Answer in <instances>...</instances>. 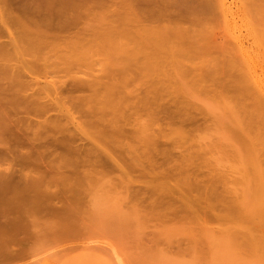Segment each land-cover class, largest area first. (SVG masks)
Masks as SVG:
<instances>
[{
    "label": "rangeland",
    "instance_id": "374dc122",
    "mask_svg": "<svg viewBox=\"0 0 264 264\" xmlns=\"http://www.w3.org/2000/svg\"><path fill=\"white\" fill-rule=\"evenodd\" d=\"M113 1L115 3L117 0ZM179 1L182 2V5H188L191 3L189 5L192 7H188H194V10H190V13H188V11V14H185L186 11L183 12L185 14L184 19L182 15V18L179 16V18H181V20L178 19L179 21L176 20L177 17L175 18L172 16V18L170 17L169 20L164 21L165 23L161 22V25L164 23V26H166L165 24L168 22L169 24L172 22V25L175 22H181L182 27L183 25H186L189 28L192 26H188L189 22L194 21L195 23H193L195 24V27L192 26V30L195 28L198 30H194L195 33L200 32L201 30L205 33V31L208 30V26L210 25L208 23H211L209 30L212 28L211 30L213 33H211V35L210 33H205L207 34V37L209 36L208 38L211 36L209 40L203 32L200 33L203 34L205 38H207L205 40L208 42L211 41L209 42L211 47L206 45L207 41L203 43V45H206L208 48L207 49L204 47L207 49H205L207 51L206 53L211 50L213 52L214 50L217 51V54L215 52L213 53L212 51L209 52V54L212 55V58L214 57V59L216 57L218 63L214 61V59H212L211 62L210 56L206 58V53H204V57L202 55L197 57V55H195L196 51H194V53L192 52L194 50L191 49L192 44L191 46L188 44L191 41V38H189L190 41L188 43H185L186 45L188 44L190 46L191 50L189 47H187L186 50V47L183 48V46H181L183 48L182 52L186 50L185 53H188V50H190L189 53L192 52L196 58H201L199 59L200 62L204 58V60H202L203 64L201 63L202 66L200 65L198 59L194 60V55L193 59L191 57V59L188 61L183 59L184 62H182V58L180 59L181 61H178V63H180L179 65H181L182 62L184 66H187H185V68H187L186 70H188V67L190 68L191 66V68H193V65L195 64V66L200 65L197 69L199 71L200 68V73H198L199 76H196L194 75L195 73H192L193 71L197 72L196 69H189L193 70L188 72L191 75L189 74V76L188 73H185V77H181L179 73L180 70L177 69V66L176 68L173 66L175 69H177L178 73L176 70L170 69L168 70L169 72H166L168 75L167 76L162 75L165 73L159 74L154 69V71H156L159 75L156 74L157 77L151 75L150 77H147V81L146 77H144L146 76V73L144 75L143 72L146 69L142 68L145 70H141L140 68L146 63L145 56H150L148 54L145 55V52L148 53L149 51L148 48L146 49L142 47L143 45L141 43V37L144 34L140 29L134 30L130 29V27H128L129 31L127 32H131L130 30H132V32L129 34H126L125 32V34H123V31L121 33L119 30L113 31L111 28L110 30L111 32L113 31V33H110L109 25L111 22L109 23V15L107 16L106 13L109 14L110 11L113 10V6L108 8V6L112 5V3H108L106 5L105 2L104 4L99 5L100 7L97 6L98 4H95L97 7L95 8V5L91 7V11L88 8L89 11L86 10L87 12L84 9V14L81 13V16L75 24V28H73L75 31L72 29V32L74 33L71 35L69 34V37L66 35L68 38L66 36H63L62 39L59 38L53 45H43L36 48L29 47L26 49L25 43L23 41L24 39L19 34H13L14 40H17L22 48L18 51V53H14V55H11V53L7 55L11 49H8L9 46H7V44L11 45V39L6 31L3 32L2 30L0 32V45H6V48H4L7 51H1L4 52V55L7 56V58L2 56L3 53H1L0 65H3L4 63V66H6L5 64H7L6 69L11 68L13 73L14 71L20 73L22 72L23 74L21 73V76L23 75L26 80L29 78L36 80L38 84L36 83L37 85L35 86V83L31 82L34 84V90H31L33 93L36 90V93L34 94H36L38 98L40 96V100H46V98L43 97L46 95V92L53 90V93H55L57 90L55 93L56 95L50 92V99L53 101V103H56L53 105H55L57 108H53V105L52 107L48 108L47 110L50 111L46 112H48L49 115H47L48 113L45 112H43L45 114H34L33 112H30L31 116L33 114L36 116L35 117L33 115L34 118L33 120L31 119V123L33 124L31 128L32 130L34 129L33 132L37 128L36 126H38L35 125L33 121L36 122V124H39V121L42 122L41 120L43 119V121H45V124L42 122L45 126L43 124H39L41 126H39L40 131L46 129L42 132L45 137L44 135L41 137L42 133L36 129L39 131L38 134L40 135H36L37 133L35 134L38 136L36 142L38 143L40 141L38 140L40 137L42 138H40L41 141L46 139V141H53V139H61L63 135L62 139L69 138L71 140L70 143H68L70 140H67L68 142L63 141L64 143L70 144L69 148L67 147V150L69 151L75 148L73 151L69 152L61 148L59 150V148L56 147L57 143L54 145V141L52 143L50 142L52 147H55H45L50 151L48 152V150H46L47 155H52L51 157H48L49 160L51 159L49 161L47 158H45L47 156L46 154L45 157L43 156L44 154H39L42 150L40 147L36 146L37 148H30L27 145H22V147L18 145V148L13 147V149L10 146L8 147V149L11 148L10 150L13 151V155L15 148V153L17 151H21V149L23 150L22 152H19L20 155L21 153L24 155L27 152H30V150L34 149L31 151L32 153H38L37 155L43 157H39L38 160L30 162L31 164L22 160V163L24 162L22 164L20 159L17 160V157L13 158V155L8 153V155L11 156L10 160H8V155V161H6V159H3V162L0 160V264H264V111H260L262 108L259 110L256 108V106L254 107L255 104L258 105V108L262 107V105L257 101L254 102L255 99L253 98V101H251V98L248 95L244 96L243 94H240L241 89L235 86V84L238 85V83L235 82L236 80L239 81L238 77H240L237 72L240 74L241 71L243 73L246 71L249 72L246 74L252 76L253 80L259 83L262 92L264 93V37L262 36L264 33V28H262L263 33L259 30V27L257 29L259 33H261L259 35H261L263 40L262 38H256V36H259L256 35L258 34L257 30L254 34L252 31V26L254 25L255 27L253 21H256L253 19H258L261 15L262 16L260 20L258 19L260 22L258 23L262 24L264 27V4H262L263 7L261 6L263 8L262 9L253 3V0H224L226 5L224 13H221L220 10V13L219 11L216 12L214 10L213 12H216V15H213L214 13L212 10H210L212 12L211 14H209L210 12H208V14L207 12H204L206 14L203 13V15L199 12L196 13V11L200 9L199 5V9L195 10V8H197L196 3H202V0ZM243 2L245 6H248L244 8L245 10L243 9V7H245ZM262 3H264V1ZM194 4L196 6H193ZM182 5H179L181 7H177L182 8L184 6ZM171 8L173 9V7ZM185 8L183 7V9ZM257 8L259 10H263L261 11L262 13H260V15L254 12ZM107 18L109 20H107ZM261 20H263V22H261ZM200 22H205L206 24H202L203 28H201V30L199 29L201 24L200 26L197 24ZM153 24L156 25L157 21ZM0 25H2L1 22ZM187 29L186 35L191 36L189 34V30H191V28L188 30ZM124 30L126 31L127 27H125ZM194 31L192 33H194ZM118 35H122L120 39L118 38ZM123 35L126 38H123ZM253 35H255V37H253ZM226 38L230 41L226 42ZM121 39V43L124 42V44H120L119 41ZM182 40L187 41V37H184ZM218 42L220 43L217 45ZM223 43H225V48ZM228 43H230L232 46ZM211 44H213V46ZM122 45L125 46V48ZM181 45H183V43ZM215 45H217L220 49H217V46L215 49ZM229 45L233 48H231ZM2 46L1 48H3ZM198 46H200V44ZM222 46L224 49H222ZM133 47H137L138 49H133ZM195 47H197V45ZM31 49L35 50L32 52ZM219 50L222 51L219 52ZM233 50H235L236 53L233 52ZM29 51L32 52V56L30 55L31 53ZM230 51L232 53H230ZM21 53L24 54L22 55ZM154 55H151V57ZM187 56L189 55L187 54ZM224 57L231 60V63L228 60L225 61L226 58ZM156 58L158 59L159 57L157 56ZM235 58L237 59L235 60ZM222 60L225 61V63H223ZM232 61L233 63L235 62L233 64V68L236 67L237 72H235V70L232 68L231 70H233V73H230L231 76L226 77L224 70H222V74L220 73L222 72L221 70H219V72L218 69L215 70L216 68H214L217 64L221 63H230L232 66ZM150 62L151 64L154 63L153 61ZM157 62L160 63V61ZM214 63L217 64L213 65ZM241 63L242 65H240ZM8 64H10V66ZM46 65L51 67L47 68ZM4 66H0V84L3 82L7 83V80H9L11 77L10 73L12 70L10 69L11 71L9 72V69H5L6 73H4V69H2L5 68ZM18 68L19 70L17 71L16 69ZM165 68L163 69L165 70ZM185 68H183L184 70L181 69V72L183 70V74L184 72H187L185 71ZM21 69L24 70L22 71ZM56 69L59 70L56 71ZM163 69H161V71H164ZM27 70L31 71H29L31 75L27 73ZM48 71H50V73H52L51 71L56 73L50 74ZM140 71H142V73ZM43 72H46V74H44L45 77L42 76ZM211 72L214 76H210L209 73ZM26 73L29 76H26ZM150 73H152V71H150ZM228 73L226 75H228ZM235 73L238 76L235 75ZM4 74H7L9 77ZM123 75H126V77ZM148 75L150 74H147V76ZM161 75L167 77V79ZM113 76L117 77L116 79L118 80L121 79V82L117 81L119 83L117 85L119 86L116 85V87L123 91L122 93V91L120 92L118 90L120 95L121 93L124 94V92L127 91L122 97L124 101L128 102L125 99H129L133 102L132 103L129 101V104L127 103L129 106L126 107L130 108L128 109L125 107L127 111L123 112L125 115H129V117L124 115L122 119L120 116H116L117 118H120L117 119L118 122H120L121 119L123 120L120 122L122 124V130H124V132H122L123 135L121 136L129 140L130 143L126 139L122 140L123 138L120 136L117 137L118 143L116 142V144L114 141L113 143L111 138H109L112 137L111 134V136L107 135L109 136L108 138L105 135L103 137L101 136L102 139H100V136H98L99 134H95L97 132H95L96 130L94 131L96 126L92 125L93 128H90L91 125L89 122L91 119L87 120L86 118H96L95 116L100 117V112L97 114L96 110L92 109L91 111L87 106L89 102V105L92 106L93 103H95L93 102L95 97H97V94L99 95V93H102V91L94 94L95 97L92 96L93 93L91 91L90 93L92 94L90 96L87 88H85L87 90L84 89L85 91L81 90L79 92L76 90L69 92L71 91L69 88L70 83L74 81V79L82 81L84 79H88L89 82H91L90 79H93L94 81V78H97L95 79L97 82L95 83L94 81V83H99V85H97L100 87V83L103 81L105 83H112L115 80L116 82V79ZM158 76H161L163 81ZM232 76H234L233 78L236 80L233 81ZM151 77L160 79L164 84L165 80L172 78L168 80L170 82H166V84L168 85L170 83L175 85H173L174 87L172 85H168L169 90L166 94L165 91L167 89L161 86L162 84L160 80L159 83L157 79L153 78L155 79L153 82ZM212 77H214L215 80L211 81ZM24 78L22 80H25ZM149 78H151V82H153L152 85L155 87L151 85ZM65 79L67 80L65 81ZM177 79L180 81L182 80L183 84L182 81L179 82L178 80L177 82ZM50 80H53L54 83L53 81L51 83ZM85 80L84 82H86ZM193 81L197 84H194ZM218 81L222 84H225L221 86L222 84H220ZM49 82L51 84H49ZM55 82L57 84H55ZM122 82L125 83H123L124 86L121 84ZM156 82H158V84H156ZM176 84L180 85V87L176 86ZM41 85L44 86V89L42 90ZM53 85H56V87H60L61 85L66 86L68 87L69 91L65 87L64 88L67 91L59 88V90L57 88L55 90ZM62 86L61 88H63ZM46 87H48V91H45ZM172 88L175 89L173 90ZM125 89L126 91H124ZM237 89L239 90L237 91ZM43 90L45 92H43ZM60 90L61 92H59ZM41 91L43 96L40 95ZM83 91L84 93H88L86 94L88 97H85L84 93H82ZM162 91L163 93H161ZM27 92L32 94L30 90ZM27 92L24 93V95H28ZM58 92L62 94V98ZM68 92L69 95L67 94V96L69 97H66V93ZM7 94L10 95L9 93ZM58 94L61 99L60 101L56 102L54 100L59 98L55 97ZM114 94H117V96L119 95L117 92ZM240 95H243L244 97ZM48 96L49 94L46 95V97ZM92 97L93 100H91ZM160 97H162L163 101ZM175 97L179 100L175 99ZM65 98L69 99L66 100ZM85 98L87 100H85ZM152 99L156 101H153ZM66 101L68 102L66 103ZM181 101H183L182 103L185 101V103H181L182 105L179 104ZM61 102L62 104H57ZM84 102H87L86 108L83 106L86 105ZM171 102H175V105L177 103V106ZM65 103L67 105L69 104V106L66 105L65 108H62V105H65ZM71 104L72 106H70ZM58 105H60L59 108ZM180 106H187V108L183 107L182 109L181 107V111L179 109ZM67 107H70L68 109H70L72 117L71 114L66 110ZM163 107L167 110L164 111ZM174 107L176 108L174 109ZM89 110L93 113V116H89ZM179 110L181 111L180 113ZM187 110H189V114H187ZM65 111L68 112V114H66ZM85 111H87L88 117ZM161 111L163 112L161 113ZM259 111L260 113H258ZM167 112L170 113L167 114ZM20 113L22 114H20L22 118H24V116L27 118L30 116L29 114L28 116L25 115V113L23 115L22 111ZM60 113L65 114L66 117L67 115L68 117L70 116L71 118H69L71 122H66L68 117L66 119H61ZM177 113L179 114V119L176 117ZM41 114L42 116L44 115L43 118ZM52 115H56L53 117L56 119V122L55 120L54 122L50 120L53 119L51 117ZM19 116L16 115L17 118ZM63 116L64 115L61 117L63 118ZM105 116L108 117L107 115ZM101 117L104 118V121L106 122L107 119H112L115 116L112 117V115L109 114V117L106 119V117H103L101 114ZM125 118H127V120ZM129 118L131 121H128ZM189 118H191V120ZM36 119L38 120V123ZM47 119L49 122L51 121L53 123H51V126ZM73 119L74 122H72ZM85 119L86 122L89 121L87 122V125L85 123ZM21 121L23 120L21 119L20 122ZM124 121H127L126 124L129 122L130 125L128 124L127 126ZM148 121L149 126L147 125ZM46 122L48 124H46ZM79 123L83 124L80 125ZM120 123H117V125ZM1 124L2 123H0V127ZM10 124L12 125V122ZM25 124H28V121ZM62 124L63 126H61ZM57 125H59V127ZM53 126L55 127V130H53ZM29 127L27 128L29 129L27 132H30L31 130ZM42 127L45 128L43 129ZM56 127H58L59 130H57ZM61 127L64 128L62 129ZM100 127L102 126L99 125L95 129ZM149 127L152 129H149ZM162 128H165L168 132ZM181 128H184L183 131ZM14 129L17 130V128ZM125 129H127L126 133ZM160 129L162 133H160ZM177 129H180L182 132L185 131L183 133L184 138L187 135V130H189V136L187 135L184 141L181 140V137V139L179 138L181 141H177L179 140L178 138L176 139L177 132L180 133V131ZM174 130H177L176 135H174ZM132 131L135 135L132 134ZM135 131L137 132L135 133ZM33 132H30V135H32ZM159 134L162 138L158 137ZM1 135L5 134L0 133V136ZM95 135L98 136V138ZM72 136L73 138H71ZM152 136L153 140L155 138V143L153 144L154 146L152 145V140V143H149L152 146L148 145V147H145L147 154L149 153L150 148L152 149V151L149 153V157V154H142L145 152L142 149L144 148L143 146H145L144 143L146 145L148 143L145 141L148 138L151 139ZM104 137L106 138L104 139ZM141 137L145 138V141ZM6 138L5 140L3 138V140H1L2 142L0 143V153L4 152V155L6 151L5 146L2 143L4 141H8V138L7 140ZM105 140H108V142ZM174 140H176V142ZM122 141H124L125 144H123ZM171 141L175 142H173L174 145ZM111 142L116 144V150L114 149V146ZM180 144H182V146ZM59 145L61 146V144ZM103 145H105L106 148ZM121 145L123 146V151H121ZM131 145L134 147H130ZM155 145H157L156 148ZM44 146H46V144H44ZM38 148L41 149L39 152ZM89 148L90 151L88 152ZM146 148H148V150ZM130 149L133 151L135 150L136 155L135 152L133 153V151ZM57 150L59 151L58 154ZM127 150L129 153L131 152V154H134V157H137L135 158L138 159L136 162L131 163L132 160H130V157L126 156ZM124 151L126 152L123 154ZM186 151L189 153L188 156ZM118 152L121 153V158L120 155H118ZM131 154L130 156H132ZM78 155L80 156L79 158ZM56 156L58 157L56 158ZM95 156L98 158H95ZM52 157L54 160H58L54 161ZM72 157L74 158L72 159ZM100 157L102 158L100 159ZM134 157L131 159H134ZM70 159L73 161L71 160L70 162ZM18 161L21 163L22 167H20V163ZM63 161H66L65 164L67 161L70 164L67 166V164L65 165L63 163ZM97 161L98 163H96ZM35 162L36 164L34 166H41L43 168V171L42 169L41 171L44 173H41L39 169L32 166V163ZM44 162H48L49 164L50 162H53L54 165H48V163L45 164ZM26 163L29 165V167L32 166V168L30 167L31 171L28 170L29 167H27L28 165ZM57 164L59 170L58 168L54 169ZM45 165L48 170H50L48 166H54V170L51 168L50 171L52 172L47 173V171L44 170ZM186 165L189 167L187 168ZM19 168H23V172H21L22 170ZM175 169H177V171H175ZM39 172L41 175H39ZM181 172L186 173L183 174ZM9 174L11 177L8 176ZM173 175H176L177 178L175 176L173 178ZM177 175L179 176V179ZM184 176H188L190 178L188 181L190 180L191 183H187L188 181L185 179L188 177L185 178ZM11 178L12 180H10ZM177 180H185L186 182H180ZM28 182H32V184L28 186ZM179 183H183V185ZM158 186H161V188ZM192 188L193 191L191 190ZM209 193L213 194L210 195ZM202 195L207 196V198H204ZM186 199H188V201ZM214 206L216 207L214 208Z\"/></svg>",
    "mask_w": 264,
    "mask_h": 264
},
{
    "label": "bare ground",
    "instance_id": "6f19581e",
    "mask_svg": "<svg viewBox=\"0 0 264 264\" xmlns=\"http://www.w3.org/2000/svg\"><path fill=\"white\" fill-rule=\"evenodd\" d=\"M113 0H111V1H108V0H2V2H1V0H0V22H1V24L2 25H0V32L3 30V32H7L8 34H9V36H10V39H11V45H8L7 43H4V44H7V46H9V48L8 49H12L13 50V52H12V50L10 49V51L7 53V55L8 54H10L11 53V55H14V53H18V51L19 50H21V45L19 44V42H17V40H14V37H13V34H19L24 40V43H25V48L26 49H28L29 47L30 48H36V47H40V46H43V45H53L54 43H56L57 42V40L59 39V38H61L62 39V37L63 36H70L72 33H74V32H72V29L73 28H75V24L77 23V21H78V19H79V17L81 16V13H83L84 14V9H85V11L87 10V11H89L90 9H91V7H93L95 4H98L97 6H99V5H102V4H104L105 2H106V5L108 4V3H112V5H109L108 6V8L110 7V6H113V10L112 11H110V13L108 14V13H106V15L108 16L109 15V19H110V21H109V23L111 22V24L109 25V31H110V33H113V31H115V30H119L121 33H122V31H123V34H129V33H131L132 32V30H130L131 32H127V31H129L128 30V27H130V29H134V30H137V29H140L142 32H143V36L141 37V43H142V47L143 48H148V53L147 52H145V55H150V56H145V61H146V63H145V65L144 66H146L147 67V65H148V67L147 68H149V69H147L146 67H140L141 68V70H145V71H143L144 72V75H145V73H146V76H144V77H146V79H147V81H148V78L147 77H150L151 75H154L155 77H157V75H159L160 73H165V74H162V75H167L166 74V72L168 71V70H176V72L178 73V71H177V69H179L180 71H179V73H180V76L182 77V76H184V75H186L188 72H190V71H193V70H189V69H198V67L201 65L202 66V64H203V61L202 60H204V53H206L207 51V47H206V45H209L210 43L209 42H211V41H207V40H205V39H207L208 37L206 36L207 34H209L210 33V35H211V33H213L212 32V28L209 30V27H211L210 25H211V23L209 22L208 24H210L209 26H208V30L207 31H205V33H207V34H205L204 33V31H202L201 30V28H203V25H206L205 24V22H200V23H197V24H199V26H200V24H201V27H199L198 25H196V26H198L199 27V29L201 30L200 32L202 33H204V35L207 37V38H205V36L203 35V34H201L200 32H197V33H195V31H198L197 29H195L194 28V30H192L193 29V27H195L194 25V21H192V22H189V24H188V26L189 25H192V26H190L189 28L186 26V28H185V26L183 25V27H182V23L180 22H175L173 25H172V22H170V24H169V22L168 23H166L165 25L166 26H164V21H167V20H169V18L171 17L172 18V16L173 17H177L176 18V20H181V18H182V16H183V19H184V15L185 14H188V13H190L191 11L190 10H194V7L193 8H190V7H192L191 5H189V4H191V3H189L188 5H185V4H183L182 5V2L181 1H179V0H117V1H115V3H114V1L112 2ZM262 0H253L252 2L253 3H255L259 8L262 6V4H264V3H262L261 2ZM181 2V3H180ZM189 2H191V1H189ZM246 2V1H245ZM180 3V4H179ZM260 3V4H259ZM115 5V7H114V5ZM178 4V5H177ZM197 4V6L194 4L193 6H196L197 8H195V10L197 9H199L198 11H196V13H200V14H203L204 12H207V14H208V12H210L209 14H211L214 10L217 12V11H221V13L223 12H225V9H226V5H225V1L224 0H202V3H196ZM243 4H244V2H243ZM248 4V3H247ZM178 7H181V6H179V5H182L185 9H183V7L182 8H178ZM198 5H199V8H198ZM260 5V6H259ZM96 5H95V8L97 7ZM174 6H175V8H174ZM188 6H190V7H188ZM244 6H245V4H244ZM247 6V5H246ZM246 6L245 7H243V9L244 8H246ZM264 6V5H263ZM262 6V7H263ZM100 7V6H99ZM169 7H170V9H169ZM171 7H173V9L171 8ZM176 7H177V9H176ZM248 7V6H247ZM261 7V8H262ZM88 8H89V10H88ZM211 8V9H210ZM264 8V7H263ZM262 8V9H263ZM93 9V8H92ZM207 9H209V10H207ZM228 9V8H227ZM254 9V8H253ZM202 10V11H201ZM204 10H206V11H204ZM210 10H212V12L210 11ZM245 10V9H244ZM86 11V12H87ZM91 11V10H90ZM186 11V12H185ZM189 11V12H188ZM220 11H219V13H220ZM248 11V10H247ZM261 11H263V10H259L258 8L256 9V11H254V12H256V14H259L260 15V13H262ZM85 12V13H86ZM107 12V11H106ZM183 12H185V14L183 13ZM188 12V13H187ZM202 12V13H201ZM216 12H213L214 14L213 15H216L215 13ZM82 14V15H83ZM87 14V13H86ZM204 14H206V13H204ZM203 14V15H204ZM264 14V13H263ZM105 15V16H106ZM182 15V16H181ZM179 16H181V18H179ZM191 16V15H190ZM209 16V15H208ZM212 16V15H211ZM258 16V15H257ZM262 16V15H261ZM261 16H259L260 18H261ZM215 17V16H214ZM218 17V16H217ZM106 18V17H105ZM257 18V17H256ZM260 18H258L259 20H260ZM108 18H107V20H109ZM210 19V18H209ZM258 19H253V20H256V21H253V24H255V27H254V25L251 27L252 28V31H253V34L255 33V31L258 29V27H259V30L260 31H262V28H264L263 27V25L262 24H260V23H258V22H260V21H258ZM263 19V18H262ZM178 20V21H179ZM211 20H213V19H211ZM156 21H157V24L156 25H154L153 23L155 22L156 23ZM186 21V20H185ZM252 21V20H251ZM108 22V21H107ZM161 22H164L163 23V25H161L162 23ZM184 22V21H183ZM194 22V23H193ZM261 22H263V20H261ZM9 23H11V24H9ZM109 23H107V24H109ZM158 23H160V24H158ZM190 23H192V24H190ZM180 24V25H179ZM203 24V25H202ZM257 24V25H256ZM262 25V26H261ZM107 26V25H106ZM105 27V26H104ZM108 27V26H107ZM125 27H127V30L125 31L124 29H125ZM159 27V28H158ZM182 27V28H181ZM257 27V28H256ZM261 27V28H260ZM3 28V29H2ZM110 28H111V30L113 29V31L111 32V30H110ZM190 29L191 28V30H189V34L191 35V36H187L186 34H187V32H186V29ZM206 28H207V26H206ZM256 28V29H255ZM108 29V28H107ZM187 29V30H188ZM205 29V28H204ZM74 30V29H73ZM264 30V29H263ZM75 31V30H74ZM77 31V30H76ZM191 31V32H190ZM194 31V33H192ZM209 31H211V32H209ZM214 31V30H213ZM258 31V30H257ZM125 32V33H124ZM109 33V34H110ZM114 33H116V32H114ZM192 33V34H191ZM200 33V34H199ZM262 33H263V31H262ZM70 34V35H69ZM259 34H261V33H259V31H258V34H256V35H259ZM193 35H194V37H193ZM196 35V36H195ZM66 36V37H67ZM119 36V35H118ZM122 35H120L118 38L120 39V37H121ZM260 36V37H259ZM259 36H256V38L258 37L259 39L260 38H262L261 37V35H259ZM262 36L264 37V33L262 34ZM67 37V38H68ZM125 36L123 35V38H124ZM184 37H187V41H183L182 39L184 38ZM204 37V38H203ZM253 37H255V35H253ZM126 38V37H125ZM189 38H191V41L189 40ZM210 38H211V36H210ZM210 38H208V40L210 39ZM255 38V39H256ZM257 38V39H258ZM16 39V38H15ZM186 39V38H185ZM184 39V40H185ZM205 41H204V40ZM227 39V38H226ZM225 39V40H226ZM123 40H125V39H123ZM262 40H263V38H262ZM261 40V41H262ZM3 41V40H2ZM2 41H1V43H2ZM121 41H122V39L119 41L120 42V44H124V42H122L121 43ZM190 41V42H189ZM207 41V42H206ZM224 41V40H223ZM227 41H230V40H226V42ZM260 41V42H261ZM189 42V43H188ZM206 42V45L204 46L203 45V43H205ZM225 42V43H226ZM183 43V45H181ZM185 43H188V44H190V46H191V44H192V46H191V49L193 50L192 52L194 53V51H196V53H198V54H196L195 53V55H197V57L199 56V55H202L201 57L203 58L202 60H201V62L199 61V59H201L200 57L199 58H196V56L191 52V53H189L190 52V46L187 44H185ZM208 43V44H207ZM214 43V42H213ZM220 42H218L217 43V45L219 44ZM225 43H223V46H224V48H225ZM231 43V42H230ZM230 43H228V44H230ZM178 44H180V45H178ZM200 44V46H198ZM215 44V43H214ZM227 44V45H228ZM264 44V43H263ZM3 45V44H2ZM2 45H0V48H1V46ZM119 45V44H118ZM197 45V47H195ZM212 46H213V44H211ZM217 45H215V49H216V46ZM226 45V46H227ZM231 45V44H230ZM229 45V46H230ZM6 46V45H5ZM4 45L2 46L3 48L5 47ZM119 46H121V45H119ZM118 46V47H119ZM123 46V45H122ZM181 46H183V48L184 47H186V50H187V47H189V49L190 50H188L189 52L187 53H185V51L186 50H184L183 52H182V47ZM210 46V45H209ZM220 46V45H219ZM223 46H222V49H224L223 48ZM232 46V45H231ZM230 46V47H231ZM239 46H241V45H239ZM13 47V48H12ZM124 48H125V46H123ZM195 47V48H194ZM198 47H199V49H198ZM203 47V48H202ZM204 47H206V48H204ZM211 47V46H210ZM210 47H209V49H210ZM3 48H1V50H0V54L1 53H3V55L2 56H4V57H6L7 58V56H5L4 55V52H1L2 50L3 51H6V47L3 49ZM134 48H137V47H133V49ZM181 48V49H180ZM214 48H212V49H214ZM229 48V47H228ZM231 48H233V47H231ZM230 48V49H231ZM138 49V48H137ZM206 49V50H205ZM217 49H220V48H218V46H217ZM226 49H227V47H226ZM235 49V48H234ZM23 50V49H22ZM32 50V49H31ZM33 50H35V49H33ZM33 50H32V52H33ZM136 50V49H135ZM199 50V51H198ZM232 50V49H231ZM237 50V49H236ZM28 51V50H27ZM26 51V52H27ZM37 51H38V49H37ZM37 51H36V53H37ZM41 51V50H40ZM202 51V52H201ZM209 51V50H208ZM212 51V50H211ZM211 51H209V52H211ZM220 51H222V50H219V52ZM224 51V50H223ZM241 51V50H240ZM7 52V51H6ZM5 52V53H6ZM24 52H25V49H24ZM31 54V56H32V52L31 51H29ZM143 52V51H142ZM156 52H157V55H156ZM160 52V53H159ZM200 52H201V54H200ZM209 52L208 53H206V54H208V55H206L205 54V56H206V58H208L209 56H210V61L212 62V59H214V57L212 58V55H210L209 54ZM213 52V51H212ZM214 52L216 53L217 51H215L214 50ZM213 52V53H214ZM233 52H235V50H233ZM13 53V54H12ZM35 53V52H34ZM33 53V54H34ZM144 53V52H143ZM159 53V54H158ZM203 53V54H202ZM230 53H232L231 51H230ZM236 53V52H235ZM22 55L24 54V53H21ZM155 54V55H154ZM187 54L190 56H187ZM192 54V55H191ZM212 54V53H211ZM217 54V53H216ZM221 54V53H220ZM226 54V53H225ZM224 54V55H225ZM151 55H154V56H152L151 57ZM185 55V56H184ZM193 55L195 56L194 57V60H197L198 59V61H199V63H200V65L199 66H195V65H193V68H189L188 67V70H186L187 68H185V66L182 64V62H184L183 61V59L184 60H190L191 59V57H192V59H193ZM219 55V54H218ZM239 55V54H238ZM159 57L158 59L156 58V57ZM182 56H184V57H182ZM187 56V57H186ZM235 56V55H234ZM237 56V55H236ZM240 56V55H239ZM238 56V57H239ZM10 57V56H9ZM147 57H148V59H147ZM189 58V59H186V58ZM228 57V56H227ZM237 57V58H238ZM5 58V59H6ZM33 58V57H32ZM31 58V59H32ZM151 58V59H150ZM156 58V59H155ZM182 58V59H181ZM196 58V59H195ZM205 58V59H206ZM224 58H226V57H224ZM228 58H230V57H228ZM228 58H226V60L225 61H230V63H231V60H229ZM237 58H235V60L237 59ZM4 59V58H3ZM182 60V62H181V65L183 66H181V65H179L180 63H178V61H181ZM233 59V58H232ZM239 59H240V57H239ZM29 60V59H28ZM39 60V59H38ZM148 60V61H147ZM207 60V59H206ZM234 60V61H235ZM40 61V60H39ZM150 61H153L154 63L153 64H151V62ZM157 61H160V63L159 62H157ZM209 61V62H210ZM214 61H216L217 63H218V60H217V58L215 57V59H214ZM225 61H223L222 60V62L223 63H225ZM238 61V60H237ZM243 61V60H242ZM241 61V62H242ZM37 62V61H36ZM148 62H150L149 64L151 65H149V64H147ZM159 64H157V63ZM210 62V63H211ZM220 62V61H219ZM240 62V61H239ZM245 62V61H244ZM243 62V63H244ZM32 63V62H31ZM202 63V64H201ZM207 63V62H206ZM217 63H214L213 65H215V64H217ZM230 63H226V64H217L214 68H216L215 70H217L218 69V71L219 70H224V74H225V76L227 77V76H231L230 75V73L233 71V70H231L232 68H233V64L235 63H233V61H232V66H231V64ZM160 64H161V66H160ZM198 64V63H197ZM237 64V63H236ZM239 64V63H238ZM6 66H4V63H3V65L1 64L0 66L1 67H5V68H2V69H4L3 71H4V73H6V70H8V69H6L7 68V64H5ZM9 66H10V64H8ZM34 65H36V64H34ZM219 65V66H218ZM222 65V66H221ZM240 65H242V63L240 64ZM244 65V64H243ZM246 65V64H245ZM8 66V67H9ZM17 66V65H16ZM45 66V65H44ZM47 66V68H50L51 66H48V65H46ZM159 66V67H158ZM173 66H175V68H176V66H177V69H175ZM227 66V67H226ZM239 66V65H238ZM19 67V66H18ZM152 67V68H151ZM161 67V68H160ZM166 67V68H165ZM179 67V68H178ZM182 67V68H181ZM187 67V66H186ZM225 67V68H224ZM240 67V66H239ZM13 68H15V67H13ZM142 68H145V69H142ZM158 68V69H157ZM160 68V69H159ZM163 68H165V70L163 69ZM183 68H185V71H187V72H184V74H183ZM244 68V67H243ZM1 69V68H0ZM6 69V70H5ZM11 69V68H10ZM8 70L9 72L12 70ZM53 69L55 70V68L53 67ZM154 69L159 73H157L156 71H154ZM161 69H163L164 71H161ZM167 69V70H166ZM181 69H183L182 70V72H181ZM228 69H230V70H228ZM234 70H235V72H237L236 70H237V68L236 67H234L233 68ZM239 69V68H238ZM242 69V68H241ZM17 71L19 70V68L18 69H16ZM22 70V69H21ZM24 70V69H23ZM22 70V71H23ZM43 70H44V68H43ZM48 70V69H47ZM47 70H46V72H47ZM52 70V69H51ZM57 70H59V69H56V71ZM243 70V69H242ZM245 70V69H244ZM2 71V70H1ZM30 71V70H29ZM28 70H27V73H29V75H31L30 74V72H29ZM61 71V70H60ZM146 71H148V72H146ZM150 71H152V73H150ZM160 71V72H159ZM227 71V72H226ZM228 71H229V73H228ZM240 71V70H239ZM46 72L44 73L43 72V74H42V76H44V74H46ZM49 73H50V71H48ZM52 73H56V72H54V71H51ZM141 73H142V71H140ZM169 72V71H168ZM174 72V71H173ZM175 72V73H176ZM220 72V71H219ZM218 72V73H219ZM22 73V72H21ZM21 73L20 72H15L14 71V73H13V70H12V72L10 73V79L9 80H7V83L5 82H3L2 84H0V118L2 119H0V123H2L1 124V127H0V133H3V134H5V135H7V136H5V135H1L0 137V143L2 142L1 140H3V138H4V140H5V138L7 137L8 138V141H4L2 144L5 146V151H6V153H5V155L3 154V153H0L1 155H0V160L2 161L3 159H6V161H8V160H10V158H11V156H9L8 155V153H10V155H13L12 153H13V151H11L10 149L12 148L13 149V147H17L18 145H20L21 147H22V145H27V146H29L30 148H35L36 146L37 147H40V148H42V150H43V152H42V150L40 149V148H38V152L40 151V155H43L44 157L47 155V151L46 150H48V152H50L49 151V149H46L48 146H49V148H50V146L52 147V142L54 141H57V142H53V144L54 145H56V143H57V148H59V150H60V148L61 149H65V151H68L67 149L69 148V145L70 144H68V143H70L71 142V140L68 138H64V139H62L63 138V135H62V140L59 138V139H57V138H55V139H57V140H54L53 139V141L52 140H48V141H46V140H44V141H41V137H42V135H44L42 132L43 131H45V130H41L40 131V125L39 124H43L45 121H43V120H41L42 122H40L39 121V124H36V122H34L33 121V123H35V125H38V126H36L37 128L36 129H38L42 134H41V139L39 138L38 140H40L39 142H43L44 144H46V146H44V144L42 145L41 143H37L36 142V139H37V137L38 136H36V135H39L38 133H39V131L38 130H36L35 129V131L33 132V130H32V128H31V126L33 125L31 122H32V120H33V118H34V114H39V113H42V114H45V113H48L49 111L47 110L48 108H50V107H52V105L53 104H56V103H53V101L50 99V92L52 93V94H54V95H56L55 93L57 92V90H56V88L58 89H62V90H66L65 88H67V90L69 91V89H68V87H66V86H62L63 88H61V86L59 87L58 85V87H56V85L54 86L55 87V93H53L54 91L52 90V91H50V92H46V95H48L49 94V96L48 97H46V95L45 96H43V94H42V91H41V94L40 95H42L44 98H46V100L44 101V100H40L39 98H40V96H39V98H38V96L36 95V94H34V93H36V90H35V92L33 93V91L31 90V89H33L34 90V84H32V83H35V86L38 84L37 83V81L36 80H33V79H30L29 77V79H25L24 78V76L22 75L21 76ZM27 73H26V76H29V75H27ZM52 73H50V74H52ZM58 73V72H57ZM155 73V74H154ZM170 73H172V72H170ZM174 73V74H175ZM176 73V74H177ZM183 75H182V74ZM186 73V74H185ZM194 75H196V76H199V74L198 73H200V68H199V71L197 70V72H195V71H193L192 72ZM197 73V74H196ZM220 73H222L223 74V71L222 72H220ZM228 73V75H226ZM233 73V72H232ZM231 73V74H232ZM241 73H243L242 71H241ZM239 74L238 72H237V74L240 76V77H238L239 78V81L238 80H236V79H234L233 77L234 76H232V78H233V81L234 80H236V82L235 83H238V85L237 84H235V86H237V88H239V89H241V92H240V94H243L244 96L245 95H248L250 98H248V99H250L251 101H253V99H255L254 100V102L255 101H257L259 104H261L262 105V107H259L258 108V105L257 104H255L254 105V107L256 106V108L257 109H261L262 108V110H260V111H264L263 109H264V93L262 92V89H261V87H260V85H259V83L257 82V81H254L253 80V78H252V76H250V75H248V74H246V73H249V72H246L245 71V73H243V74ZM7 74H8V72H7ZM7 74H4V75H7ZM23 74V73H22ZM130 74V73H129ZM147 74H150V75H148L147 76ZM157 74V75H156ZM173 74V75H174ZM190 73H188V75H189ZM193 74H192V76H193ZM210 74V76L211 75H213L212 74V72L211 73H209ZM236 73H235V75H237ZM3 75V74H2ZM37 75V74H36ZM49 75V74H48ZM55 75V74H54ZM143 75V74H142ZM161 75V76H162ZM191 75V74H190ZM189 75V76H190ZM237 75V76H238ZM8 76V75H7ZM34 76V75H33ZM38 76H39V74H38ZM41 76V77H42ZM109 76H112V75H109ZM116 76V75H115ZM115 76H113V77H115ZM124 76V75H123ZM122 76V77H123ZM129 76V75H128ZM158 76L161 80H162V77H164V76ZM168 76V75H167ZM174 76H176V75H174ZM191 76V77H192ZM214 76V75H213ZM250 76V77H249ZM9 77V76H8ZM7 77V78H8ZM31 77V76H30ZM45 77V76H44ZM93 77V76H92ZM124 77H126V75L124 76ZM155 77H153V78H155ZM178 77H179V75H178ZM185 77V76H184ZM188 77V76H187ZM236 77V76H235ZM6 78V77H5ZM5 78H3V79H5ZM21 78V79H20ZM25 79V80H22V79ZM39 78V77H38ZM117 77H115V79H116ZM128 78V77H127ZM130 78V77H129ZM152 78V77H151ZM151 78H149V80H150V82H151ZM152 78V81L154 80L155 81V79H157V78H155V79H153ZM164 78H166L167 79V77H164ZM190 78V77H189ZM230 78V77H229ZM252 78V79H251ZM35 79V78H34ZM58 79V78H57ZM81 79V78H80ZM95 79H97V78H94V81H95ZM114 79V78H113ZM124 79V78H123ZM160 79H157L158 80V82H159V80ZM170 79H172V78H170ZM169 78H168V80H170ZM29 80V81H28ZM46 80V79H45ZM60 80V79H59ZM67 79H65V81H66ZM71 80V79H70ZM85 80V79H84ZM84 80L82 81V80H76V79H74V81H72L71 83H70V89H71V91H69V92H72V91H81V90H84L85 88H87L88 89V91H89V93H90V91L93 93V95L92 96H94L95 97V95L94 94H97V93H99L100 91H102V93H99V95L97 94V97H95V100L93 101V102H95V103H93V105L91 106V105H89L90 104V102H89V104H88V106H87V102H84V104H86V105H83V106H85V108H86V106L92 111V109H94V110H96L97 111V114H98V112H100V117H97V116H95L96 118H90V117H88V113H89V116H93V113L89 110V112L87 113V111H88V109H87V111H85L86 112V114H87V117L88 118H86L87 120H90V122L89 121H87V122H89V124L91 125V127L90 128H93V126L92 125H94V126H96V127H98L99 125H101L102 127H100V128H98V129H95L94 128V131L95 132H97V133H95V134H99L98 136H100L99 138L100 139H102L101 138V136L103 137V136H107V135H109V136H111L112 135V137H109V136H107V138L109 137V138H111V140H112V142L114 141L115 143L117 142L118 143V139H117V137H121V138H123L121 135H123V133L122 132H124V130H122L123 128H122V124L120 123V122H122L123 120V116L125 115L123 112H125V111H127V109L126 108H128V107H126V106H129L128 104V102L130 101V102H132V100H127V99H125L126 101H128V102H125L124 101V99L122 98L123 97V95L127 92L126 91V89L124 90V91H126V92H124V94H122L123 93V91L120 89V88H118V87H116V85L117 84H119L117 81H119V82H121V79L120 80H118V79H116V82H115V80L112 82V83H108V82H101V83H103V84H101L100 83V87L98 86L99 85V83H97V84H95L96 82H97V80L95 81V83H94V81H93V79L91 80L90 79V81L91 82H89V80L88 79H86L85 81L86 82H84ZM87 80H88V82H87ZM100 80V79H99ZM161 80H160V82H161ZM168 80H165V84L164 83H162L161 82V86L163 87V88H166L167 90L165 91L166 92V94H167V92H168V90H169V86L168 85H175V84H166V82L168 83V82H170V81H168ZM176 80V79H175ZM178 80L179 79H177V82H178ZM213 80H215L214 79V77H212L211 78V81H213ZM219 80V79H218ZM231 80V79H230ZM5 81V80H4ZM35 81V82H34ZM47 81V80H46ZM53 81V80H52ZM52 81L50 80V82L52 83ZM101 81V80H100ZM125 81V80H124ZM153 81V82H154ZM163 81V80H162ZM182 81V80H181ZM180 80H179V82H181ZM196 81V80H195ZM32 82V83H31ZM40 82V81H39ZM49 82V84H51ZM59 82V81H58ZM62 82V81H61ZM70 82V81H69ZM153 82H151V85H152V83ZM158 82H156V84H158ZM159 82V83H160ZM197 82H198V80H197ZM219 82V81H218ZM30 83H31V85H30ZM37 83V84H36ZM46 83V82H45ZM53 83H54V81H53ZM63 83V82H62ZM68 83V82H67ZM124 82H122L121 84H123ZM193 83L194 84H197V83H195L194 81H193ZM220 83V82H219ZM55 84H57L56 82H55ZM59 84V83H58ZM61 84V83H60ZM64 84H66V83H64ZM105 84V85H104ZM120 84V85H121ZM125 84V83H124ZM124 84H123V86H124ZM180 84V83H179ZM182 84H183V81H182ZM220 84H222V83H220ZM223 84H225V83H223ZM223 84L221 85V86H223ZM47 85V84H46ZM67 85V84H66ZM103 86V89H102V86ZM42 86V85H41ZM69 86V85H68ZM117 86H119V85H117ZM123 86H121V87H123ZM149 86V85H148ZM153 87H155L154 85H152ZM157 86V85H156ZM160 86V87H161ZM172 86H170V87H172ZM176 86H179L180 87V85H178V84H176ZM29 87H31V88H29ZM44 86H42V88H41V90L42 89H44L43 88ZM53 87V88H54ZM174 87V86H173ZM179 87H177V88H179ZM39 88V87H38ZM48 87H46V89H45V91H48V89H47ZM26 89H28V90H30V92L32 93V94H29L27 91L28 90H26ZM52 89V88H51ZM58 89V90H59ZM87 89H85V90H87ZM158 89V88H157ZM161 89V88H160ZM173 90L175 89V88H172ZM234 89H235V87H234ZM239 89H237V91L239 90ZM66 90V91H67ZM84 90V91H85ZM117 90V91H116ZM118 90L121 92L122 91V93H121V95H120V92H118ZM159 90V89H158ZM162 90V89H161ZM165 90V89H164ZM21 91V92H20ZM25 91V92H24ZM39 91H40V89H39ZM44 90H43V92H45ZM84 91L82 92V93H84ZM151 91V90H150ZM160 91V90H159ZM172 91V90H171ZM22 92H23V94H22ZM28 93V95H24V93ZM59 92H61V90L59 91ZM58 92V93H59ZM65 92V91H64ZM63 92V93H64ZM69 92L68 93H66V97H69V96H67V94L69 95ZM115 92H117V93H119V95L117 96V94L115 95L114 93ZM129 92V91H128ZM156 92V91H155ZM170 92V91H169ZM238 92V93H239ZM7 93H9L10 95H8ZM18 93H20V94H18ZM37 93V94H38ZM92 93H90V96H91V94ZM151 93V92H150ZM157 93H158V91H157ZM157 93H156V95H157ZM161 93H163V91L161 92ZM246 93V94H245ZM18 94V95H17ZM34 94V95H33ZM60 94V97L62 98V94L61 93H59ZM59 94L57 95V96H55V97H59ZM76 94V93H75ZM86 94H88V93H84V95H85V97H88ZM159 94V93H158ZM53 95V96H54ZM243 95H240V96H242V97H244ZM8 96H9V98H8ZM33 96H35V97H33ZM65 96V95H64ZM71 96V95H70ZM121 96V97H120ZM160 96V95H159ZM162 96V95H161ZM252 96V97H251ZM42 97V98H43ZM58 98L57 100H54V101H60V99L61 98ZM127 97V96H126ZM158 97V96H157ZM157 97H155V98H157ZM41 98V99H42ZM52 98V97H51ZM161 98V100H162V97H160ZM159 98V99H160ZM178 98H180V97H178ZM246 98V97H245ZM245 98H242V99H245ZM253 98V99H252ZM49 99V100H48ZM56 99V98H55ZM66 99V98H65ZM69 99V98H68ZM68 99H66V100H68ZM154 99V98H153ZM152 99V100H153ZM175 99H177L176 97H175ZM48 100V101H47ZM50 100H51V102H50ZM63 100V99H62ZM84 100V99H83ZM85 100H87L86 98H85ZM91 100H93V97H92V99ZM160 100V101H161ZM174 100V99H173ZM177 100H179V99H177ZM182 100V99H181ZM88 101H89V99H88ZM153 101H156V100H153ZM163 101V100H162ZM161 101V102H162ZM175 101V100H174ZM68 101H66V103H67ZM176 102V101H175ZM175 102H171L172 104H174ZM183 101H181L179 104H181ZM253 102V103H254ZM65 103V105H62V108H65V106L67 105ZM70 103H71V101H70ZM128 103V104H127ZM133 103V102H132ZM184 103H185V101H184ZM184 103H182V104H184ZM252 103V104H253ZM57 104H62V102L61 103H57ZM64 104V103H63ZM179 104H178V106H179ZM181 104V105H182ZM96 105V106H95ZM163 105V104H162ZM175 105V104H174ZM57 106V105H56ZM59 106L60 105H58V108H59ZM67 106H69V104L67 105ZM70 106H72V104L70 105ZM93 106H95V107H93ZM131 106V105H130ZM175 106H177V103H176V105ZM93 107V108H92ZM126 107V108H125ZM132 107V106H131ZM165 107V106H164ZM164 107H163V109H164ZM181 107H182V109H183V107L184 106H180V110H181ZM186 108H187V106H185ZM184 107V108H185ZM253 107V106H252ZM53 108H57V107H55V105H53ZM52 108V109H53ZM68 108H70V107H67L66 108V110L71 114V117H72V113L70 112V109H68ZM130 108V107H129ZM128 108V109H129ZM176 107H174V109H175ZM123 109H124V111H123ZM168 109H169V106H168ZM74 110V109H73ZM165 110H167V109H164V111ZM171 110V109H170ZM179 110V113L182 111H180ZM22 111V113H23V115H24V113H25V115H27L28 116V114L30 115L31 113L30 112H33L32 114L34 115H30L28 118L27 117H25L24 116V118H22V114L20 113ZM46 111H48V112H46ZM160 111V110H159ZM173 111V110H172ZM185 111V110H184ZM188 111V113L187 114H189V110H187ZM256 111V110H255ZM260 111L258 112V113H260ZM43 112H45V113H43ZM66 112V111H65ZM68 112H66V114H68ZM94 112V111H93ZM163 111H161V113H162ZM257 112V111H256ZM119 113V114H118ZM129 113H130V111H129ZM128 113V114H129ZM166 113V112H165ZM164 113V114H165ZM168 113H170V112H167V114ZM176 113V112H175ZM185 113V114H186ZM1 114H3V115H1ZM21 114V115H20ZM42 114H41V116H42ZM61 114V116L62 115H64L63 116V118L59 115V114H57V115H59L60 116V118L61 119H66L67 117H68V115H67V117L65 116V114H62V113H60ZM101 114L103 115V117H106L105 115H107L108 117H109V114L110 115H112V117L113 116H115V117H113L112 119H107L108 117H106V119H107V121L105 122L104 121V118H102L101 117ZM115 114V115H114ZM132 114V113H131ZM149 114V113H148ZM183 114V113H182ZM184 114V115H185ZM186 114V115H187ZM261 114H262V112H261ZM263 114H264V112H263ZM16 115L17 116H19L18 118H21L23 121H21L20 122V120L21 119H18L17 117H16ZM47 115H49V113L47 114ZM94 115H95V113H94ZM120 116V118H122L121 120H120V122H118V120L117 119H120L119 117L117 118L116 116ZM166 115V114H165ZM179 114L177 113V116L176 117H178V119H179V116H178ZM14 116V117H13ZM40 116V115H39ZM44 116V115H43ZM43 116H42V118H43ZM54 116H56V115H54ZM53 115L51 116L52 118L54 117ZM122 116V117H121ZM125 116H127V115H125ZM173 116V115H172ZM180 116H181V114H180ZM189 116V115H188ZM30 117H32V118H30ZM36 117V116H35ZM50 117V118H51ZM70 117V116H69ZM68 117V119H66L65 121L66 122H71L70 121V118ZM127 117H129V115L127 116ZM131 117V116H130ZM183 117V116H182ZM29 118H30V120H29ZM45 118H47V117H45ZM59 118V119H60ZM73 118H74V116H73ZM76 118V117H75ZM158 118V117H157ZM171 118V117H170ZM32 119V120H31ZM37 119H38V117H37ZM36 119V120H37ZM41 119V118H40ZM58 119V120H59ZM86 119H85V123H86V125L88 124L87 122H86ZM126 120H127V118H125ZM124 119V120H125ZM172 119V118H171ZM188 119V118H187ZM190 120H191V118H189ZM28 121V124H25V123H27V121ZM35 120V119H34ZM46 120V119H45ZM52 122H54V120H55V122H56V119L55 118H53V119H50ZM57 120V121H58ZM181 120H183V119H181ZM186 120V119H185ZM189 120V121H190ZM12 122V125L10 124L11 122ZM29 121H30V123H29ZM47 121L49 122V120L47 119ZM49 122L50 123V126H51V123L52 122ZM61 121V120H60ZM65 121H63V122H65ZM84 121V120H83ZM128 121H131L130 120V118H129V120ZM170 121V120H169ZM179 121V120H178ZM188 121V120H187ZM72 122H74V119H73V121ZM103 122V123H102ZM125 122V121H124ZM127 122V121H126ZM126 122H125V124H126ZM146 122V121H145ZM158 122V121H157ZM181 122V121H180ZM18 123H21L22 125H23V127H22V125L21 124H18ZM37 123H38V120H37ZM58 123V122H57ZM57 123H55V124H57ZM61 123H62V121H61ZM78 123V122H77ZM117 123H120L119 125H117ZM190 123H192V122H190ZM189 123V124H190ZM45 124V123H44ZM43 124V125H44ZM46 124H48L47 122H46ZM53 124V123H52ZM55 124H54V126H55ZM64 124V123H63ZM63 124L61 125V126H63ZM80 124V123H79ZM78 124V125H79ZM83 124V123H82ZM82 124H80V125H82ZM128 124L130 125V123L128 122L126 125L128 126ZM149 124V121H148V123H147V125ZM3 125V126H2ZM19 125V126H18ZM26 125H27V127H26ZM30 127H29V126ZM66 125V124H65ZM125 125V126H126ZM151 125V124H150ZM182 125V124H181ZM14 128H17V130L19 131H17L16 129H14ZM40 126V127H39ZM45 126V125H44ZM49 126V125H48ZM49 126V127H50ZM53 126V127H54ZM58 127H59V125H57ZM67 126V125H66ZM124 126V125H123ZM149 126V125H148ZM147 126V127H148ZM31 128V130H30V132L32 133L33 132V134L32 135H30L31 133L30 132H27V131H29V129H27V128ZM58 127H56L57 128V130H59V128ZM141 127V126H140ZM183 127V126H182ZM190 127V126H189ZM43 129L45 128V127H42ZM62 129L64 128V127H61ZM142 128V127H141ZM151 127H149V129H150ZM24 129H26V130H24ZM144 129V128H143ZM152 129V128H151ZM162 129H165V128H162ZM184 129V128H183ZM183 129L181 128V130L183 131ZM185 129H187V128H185ZM53 130H55V127H54V129ZM69 130V129H68ZM92 130V129H91ZM126 130L127 129H125V133H126ZM134 130V129H133ZM153 130H154V128H153ZM166 130V129H165ZM177 130H179L180 131V129H177ZM176 130V131H177ZM38 131V132H37ZM66 131H67V129H66ZM93 131V130H92ZM93 131V132H94ZM137 131H139V130H137ZM137 131H135V133L137 132ZM144 131V130H143ZM143 131H141V132H143ZM159 131H161V129L159 130ZM167 131V130H166ZM176 131L174 130V135H176ZM182 131H180V133H178L177 132V137H176V139L178 138H180L182 141H184L185 140V138L187 137V135H188V132H189V130H187L188 132H186L187 133V135H186V137L184 138V132H182ZM47 132V131H46ZM109 132V133H108ZM133 132V131H132ZM156 132V131H155ZM164 132V131H163ZM168 132V131H167ZM181 132H182V134H181ZM37 133V134H36ZM60 133V132H59ZM59 133H57V134H59ZM64 133V132H63ZM128 133V132H127ZM140 133V132H139ZM145 133H146V131H145ZM160 133H162V131L160 132ZM185 133V134H186ZM36 134V135H35ZM47 134V133H46ZM49 134V133H48ZM56 134V135H57ZM66 134V133H65ZM111 134V135H110ZM133 135H135L134 134V132L132 133ZM143 134V133H142ZM150 134V133H149ZM35 135V136H34ZM70 135V134H69ZM73 135H75V134H73ZM127 135V134H126ZM125 135V136H126ZM132 135V136H133ZM138 135V134H137ZM152 135V134H151ZM154 135H155V133H154ZM166 135V134H165ZM168 135H170V134H168ZM173 135V136H174ZM179 135V136H178ZM40 136V135H39ZM58 136V135H57ZM71 136V135H70ZM96 136V135H95ZM98 136H96L97 138H98ZM156 136H158V135H156ZM170 136H172V135H170ZM189 136V135H188ZM44 137H45V135H44ZM47 137V136H46ZM56 137V136H55ZM65 137H67V136H65ZM74 137H76V136H74ZM129 137H130V135H129ZM147 137V136H146ZM148 137H151V136H148ZM158 137H161L160 136V134H159V136ZM168 137V136H167ZM166 137V138H167ZM175 137H174V139H175ZM7 138H6V140H7ZM71 138H73V136L71 137ZM106 137H104V139H105ZM141 138H143V137H141ZM162 138V137H161ZM184 138V139H183ZM50 139V138H49ZM66 139V140H65ZM103 139V140H104ZM126 138L124 137L122 140H125ZM132 139V138H131ZM144 139V141H145V138H143ZM177 140V141H181V140ZM37 140V141H38ZM60 140V141H59ZM69 142H68V141ZM74 140V139H73ZM99 140V139H98ZM120 140V139H119ZM127 140V139H126ZM150 140V141H149ZM152 140H153V136H152V138L151 139H147L145 142H148L147 143V145L144 143V145L145 146H143L144 148L142 149V150H144L145 152H143L142 154H146V155H148L151 151H152V149L150 148V151H149V153L147 154V151L145 150V147H148V145L149 146H152L154 143H155V138H154V140H153V143H152ZM193 140H195V139H193ZM63 141H65V142H68V143H64ZM106 142H108V140H105ZM128 142H129V140H127ZM127 141H125V142H127ZM132 141H133V139H132ZM143 141V142H144ZM175 142H176V140H174ZM174 141H171L172 142V144H173V142ZM51 142V143H50ZM73 142V141H72ZM102 142H104V141H102ZM106 142H104V143H106ZM110 142V141H109ZM111 142V143H112ZM113 142V143H114ZM152 143V145L151 144H149V143ZM174 142V143H175ZM178 142V143H179ZM189 142V141H188ZM187 142V143H188ZM48 143V144H47ZM111 143H109V144H111ZM112 143V144H113ZM116 143V144H117ZM122 143L123 144H125L124 143V141H122ZM130 143V142H129ZM182 143V142H181ZM183 143H185V142H183ZM1 144V145H2ZM14 144H15V146H14ZM17 144V145H16ZM50 144V145H49ZM59 144H61V146L63 147H61ZM64 144H67V145H64ZM73 144V143H72ZM71 144V145H72ZM111 144V145H112ZM116 144H113V146H114V149H115V146H116ZM122 144V145H123ZM156 144L158 145V143L156 142ZM171 144V145H172ZM11 145H13V146H11ZM42 147H41V146ZM66 146V147H64V146ZM106 145V144H105ZM105 145H103L104 147H105ZM121 145V146H122ZM130 145V144H129ZM157 145H155V148H156V146ZM174 145V144H173ZM177 145V144H176ZM181 146H182V144H180ZM180 145H178V146H180ZM11 147V148H9L8 149V147ZM26 146V147H27ZM60 146V147H59ZM103 146H102V148H103ZM120 146V145H119ZM154 146V145H153ZM185 146V145H184ZM3 147V146H2ZM36 147V148H37ZM45 148V150H44V148ZM53 147H55V146H53ZM52 147V148H53ZM68 147V148H67ZM72 147V146H71ZM118 147V146H117ZM128 147V146H127ZM130 147H134L133 145H131ZM191 147H192V145H191ZM18 148V147H17ZM20 148V147H19ZM29 148V149H30ZM106 148V147H105ZM120 148V147H119ZM118 148V149H119ZM186 148V147H185ZM7 149V150H6ZM16 149V148H15ZM14 149V155H13V158L14 157H17L16 159L17 160H19L20 159V162L22 163V160L24 161V162H34L35 160H38L39 159V157H43V156H40V155H37L38 153H36V154H34V153H32L31 151L32 150H34V149H32V150H30V152H27L26 154H24V155H22V153H21V155H20V153L19 152H22L23 150L21 149V151H17L16 153H17V155H16V153H15V150ZM73 149H75V148H73ZM73 149H71V150H69V151H73ZM135 149V148H134ZM147 150H148V148H146ZM154 149V148H153ZM10 150V151H9ZM19 150V149H18ZM51 150V149H50ZM116 150V149H115ZM126 150V149H125ZM131 150V149H130ZM136 150V149H135ZM135 150L133 151V150H131V151H133V153L135 152ZM7 151H9V152H7ZM55 151V150H54ZM53 151V152H54ZM58 151V150H57ZM68 151V152H69ZM77 151V150H76ZM90 151V148L88 149V152ZM105 151V150H104ZM119 151H120V149H119ZM121 151H123V146L121 147ZM120 151V152H121ZM154 151V150H153ZM42 152V153H41ZM63 152V151H62ZM75 152V151H74ZM78 152V151H77ZM109 152V151H108ZM120 152H118L119 154L118 155H120V158H121V153ZM126 151H124L123 152V154L125 153ZM127 152H128V150H127ZM127 152H126V156H129L130 157V160H132L131 161V163L133 162H136V160H138V159H135V158H137V157H134L133 155L134 154H131V152L129 153L128 152V154H127ZM155 152V151H154ZM187 152V151H186ZM55 153V152H54ZM59 153V151L57 152V154ZM64 153V152H63ZM62 153V154H63ZM79 153V152H78ZM77 153V154H78ZM110 153V152H109ZM182 153V152H181ZM188 153V152H187ZM191 153V152H190ZM19 154V155H18ZM46 154V155H45ZM49 154V153H48ZM56 154V153H55ZM65 154V153H64ZM70 154V153H69ZM101 154V153H100ZM130 154L132 155V156H130ZM7 155L9 156V159H8V157H7ZM54 155V154H53ZM67 155H68V153H67ZM72 155V154H71ZM74 155V154H73ZM135 155H136V152H135ZM145 155V156H146ZM182 155H184V154H182ZM189 155V153L187 154V156ZM52 156V155H51ZM51 156H49V155H47L45 158H47L48 159V157H51ZM124 156V155H123ZM144 156V155H143ZM149 157H150V154L148 155ZM147 156V157H148ZM54 157V156H53ZM53 157H52V159H53ZM58 156H56V158H57ZM69 157V156H68ZM77 157V156H76ZM80 156L78 155V158H79ZM98 157H99V154H98ZM97 156H95V158H98ZM134 157V159H131V158H133ZM13 158H12V160H13ZM45 158H43V159H45ZM55 158V157H54ZM70 158V157H69ZM74 157H72V159H73ZM102 157H100V159H101ZM124 158H125V156H124ZM8 159V160H7ZM46 159V160H47ZM64 159V158H63ZM66 159H68V158H66ZM72 159H70L69 161L71 162V160ZM147 159V158H146ZM183 159V158H182ZM188 159V158H187ZM186 159V160H187ZM45 160V161H46ZM49 160V159H48ZM51 160V159H50ZM49 160V161H50ZM54 160V159H53ZM58 160V159H57ZM57 160H54V161H57ZM60 160V159H59ZM62 160V159H61ZM97 160H99V159H97ZM126 160V159H125ZM134 160V161H133ZM184 160V159H183ZM191 160V159H190ZM14 161V160H13ZM73 161V160H72ZM78 161V160H77ZM99 161H101V160H99ZM180 161V160H179ZM3 162V161H2ZM19 162V161H18ZM19 162V163H20ZM23 162V163H24ZM66 162V161H65ZM65 162L63 161V163L65 164ZM76 162V161H75ZM10 163H11V161H10ZM21 163H20V167H22L21 166ZM22 163V164H23ZM40 163H41V160H40ZM45 164H47L48 162H44ZM62 163V164H63ZM96 163H98V161L96 162ZM27 164V163H26ZM31 164V163H30ZM36 164V162L35 163H32V166H34ZM50 164H53V162H50ZM49 163H48V165H50ZM61 164V163H60ZM63 164V165H64ZM67 166H68V164H70L68 161H67ZM65 164V165H66ZM128 164V163H127ZM179 164V163H178ZM25 165V164H24ZM28 165V164H27ZM54 165V164H53ZM129 165V164H128ZM184 165H185V163H184ZM32 166H30L31 168H32ZM58 166V164L56 165V167L54 168V166H48V168L51 170V168H52V170H54V169H57L58 168V170H59V167H57ZM178 166V165H177ZM187 166V165H186ZM27 167H29V165L27 166ZM28 168V170L29 171H31V168ZM34 167H36V166H34ZM33 167V168H34ZM189 166H187V168H188ZM37 169H39L40 170V172L41 173H44V172H42L43 171V168L40 166H37L36 167ZM54 168V169H53ZM19 169H21V168H19ZM41 169H42V171H41ZM47 168H46V165H45V167H44V170L45 171H47V173H49V172H52V171H50V170H46ZM174 169V168H173ZM22 171L21 172H23V168L21 169ZM35 170V169H34ZM33 170V171H34ZM39 170H37V171H39ZM179 170V169H178ZM189 170V169H188ZM19 171V170H18ZM175 171H177V169H175ZM182 171V170H181ZM40 172H39V175H41L40 174ZM180 172V171H179ZM178 172V173H179ZM181 173H183V172H181ZM180 173V174H181ZM186 173V172H185ZM185 173H183V174H185ZM45 174H46V172H45ZM44 174V175H45ZM165 174V173H164ZM171 174V173H170ZM188 174V173H187ZM13 175V174H12ZM182 175V174H181ZM8 176H10V174L8 175ZM7 176V177H8ZM42 176H43V174H42ZM174 176L176 177V175H173L172 177L174 178ZM178 176V175H177ZM191 176V175H190ZM3 177V176H2ZM5 177V176H4ZM11 177V176H10ZM13 177H15V176H13ZM168 177V176H167ZM185 178H187L186 176H184ZM184 177H183V179H184ZM19 178V177H18ZM169 178V177H168ZM172 178V179H173ZM177 178V177H176ZM9 179V178H8ZM178 179H179V176H178ZM188 179H190L189 177L187 178V179H185L186 181H188ZM10 180H12V178L10 179ZM14 180V179H13ZM23 180V179H22ZM166 180V179H165ZM164 180V181H165ZM169 180H171V179H169ZM180 180H182V179H180ZM180 180H177V181H180ZM185 180H183V181H185ZM194 180V179H193ZM193 180H192V182H193ZM40 181V180H39ZM174 181V180H173ZM183 181H180V182H183ZM185 181V182H186ZM1 182V181H0ZM21 182V181H20ZM23 182V181H22ZM161 182V181H160ZM190 182V180L187 182V183H189ZM196 182V181H195ZM26 183V182H25ZM29 183V182H28ZM164 183V182H163ZM167 183V182H166ZM191 183V182H190ZM3 184V183H2ZM32 184V182L31 183H29V185L28 186H30ZM179 184H181V185H183V183H179ZM197 184V183H196ZM26 185V184H25ZM161 185V184H160ZM2 186V185H1ZM14 186V185H13ZM12 186V187H13ZM27 186V185H26ZM165 186V185H164ZM169 186H170V184H169ZM6 187V186H5ZM159 187V186H158ZM175 187V186H174ZM200 187V186H199ZM31 188V187H30ZM159 188H161V186L159 187ZM162 188H164V187H162ZM173 188V187H172ZM190 188V187H189ZM17 189V188H16ZM23 189V188H22ZM28 189V188H27ZM167 189V188H166ZM171 189V188H170ZM198 189V188H197ZM18 190V189H17ZM165 190V189H164ZM169 190V189H168ZM186 190V189H185ZM192 191H193V188L191 189ZM204 190V189H203ZM1 191V190H0ZM21 191V190H20ZM179 191V190H178ZM177 191V192H178ZM180 191H181V188H180ZM207 191V190H206ZM205 191V192H206ZM213 191V190H212ZM196 192V191H195ZM204 192V193H205ZM215 192V191H214ZM213 192V193H214ZM179 193V192H178ZM182 193V192H181ZM196 193H198V192H196ZM212 193V194H213ZM184 194V193H183ZM199 194V193H198ZM210 194V193H209ZM212 194H210V195H212ZM27 195V194H26ZM191 195V194H190ZM206 195V194H205ZM185 196V195H184ZM183 196V197H184ZM203 196V195H202ZM209 196V195H208ZM194 197V196H193ZM200 197V196H199ZM198 197V198H199ZM204 198L206 197L207 198V196H203ZM214 197V196H213ZM209 198V197H208ZM187 201H188V199H186ZM213 200V199H212ZM216 200V199H215ZM190 201V200H189ZM191 202V201H190ZM210 203V202H209ZM220 203V202H219ZM186 204V203H185ZM188 204V203H187ZM213 204H214V202H213ZM217 204V203H216ZM221 204H222V202H221ZM189 207V206H188ZM216 206H214V208H215ZM220 208V207H219ZM212 209V208H211Z\"/></svg>",
    "mask_w": 264,
    "mask_h": 264
}]
</instances>
